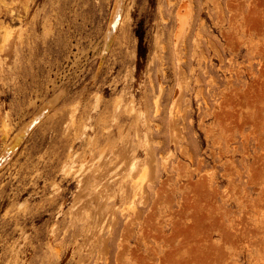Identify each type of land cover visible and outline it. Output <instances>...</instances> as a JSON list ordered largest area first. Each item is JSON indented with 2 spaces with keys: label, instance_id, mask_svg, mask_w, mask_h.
I'll list each match as a JSON object with an SVG mask.
<instances>
[{
  "label": "rangeland",
  "instance_id": "1",
  "mask_svg": "<svg viewBox=\"0 0 264 264\" xmlns=\"http://www.w3.org/2000/svg\"><path fill=\"white\" fill-rule=\"evenodd\" d=\"M6 152L0 264H264V0H0Z\"/></svg>",
  "mask_w": 264,
  "mask_h": 264
},
{
  "label": "bare ground",
  "instance_id": "2",
  "mask_svg": "<svg viewBox=\"0 0 264 264\" xmlns=\"http://www.w3.org/2000/svg\"><path fill=\"white\" fill-rule=\"evenodd\" d=\"M117 1V0H116ZM119 1V0H118ZM122 1V0H121ZM123 5V4H122ZM121 5V6H122ZM117 7V6H116ZM115 9V8H114ZM123 9V8H122ZM121 21V9H120V7H117L116 8V10H115V12H114V14H113V16H112V18H111V22H110V27H109V31H108V36L110 37L116 30H117V27H118V25H119V23H121L120 22ZM115 34V33H114ZM182 39V38H181ZM109 42V41H108ZM108 44V43H107ZM107 47V46H106ZM109 47V46H108ZM106 50H107V48H106ZM55 99V98H54ZM41 115V114H40ZM40 117L39 116H37V117H35L31 122H29L30 124H29V126L30 125H32L33 123H37L38 121V119H39ZM19 133H21V132H19ZM15 135V134H14ZM20 136V135H19ZM14 137V136H13ZM17 140V139H16ZM15 141V140H14ZM8 149L9 148H7V151H8ZM7 153V152H6ZM10 153V152H9ZM1 155V154H0ZM10 156V155H9ZM7 159H9V157H8V153L7 154H4V155H2L1 156V158H0V162H4V161H6ZM5 163V162H4ZM3 165V164H2Z\"/></svg>",
  "mask_w": 264,
  "mask_h": 264
}]
</instances>
